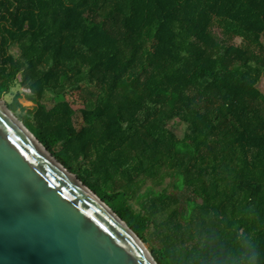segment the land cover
Wrapping results in <instances>:
<instances>
[{
    "label": "trees",
    "instance_id": "obj_1",
    "mask_svg": "<svg viewBox=\"0 0 264 264\" xmlns=\"http://www.w3.org/2000/svg\"><path fill=\"white\" fill-rule=\"evenodd\" d=\"M263 35L264 0H0V98L157 264H264Z\"/></svg>",
    "mask_w": 264,
    "mask_h": 264
},
{
    "label": "water",
    "instance_id": "obj_2",
    "mask_svg": "<svg viewBox=\"0 0 264 264\" xmlns=\"http://www.w3.org/2000/svg\"><path fill=\"white\" fill-rule=\"evenodd\" d=\"M0 264H157L0 98Z\"/></svg>",
    "mask_w": 264,
    "mask_h": 264
},
{
    "label": "rangeland",
    "instance_id": "obj_3",
    "mask_svg": "<svg viewBox=\"0 0 264 264\" xmlns=\"http://www.w3.org/2000/svg\"><path fill=\"white\" fill-rule=\"evenodd\" d=\"M260 41L264 45V35L261 37ZM10 52L14 56L16 55V51L14 49H12ZM257 88L264 96V75L261 77L260 81L258 82ZM16 94L18 95L17 103L20 104L21 107L30 109L33 106L30 102L26 101L24 98V95L27 94V91L22 90L18 86L13 87L8 95L3 96L4 104L12 102ZM65 99L69 102L71 108L74 111H78L80 108H82L84 104V99L79 96L78 92H74L71 96L65 97ZM46 103L47 106L51 105V102H46ZM75 123H77V121H75ZM184 128H185L184 124L180 122H174L170 127L173 133L179 138L182 137L184 133ZM144 246L147 248V245L144 244Z\"/></svg>",
    "mask_w": 264,
    "mask_h": 264
}]
</instances>
